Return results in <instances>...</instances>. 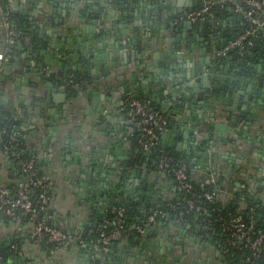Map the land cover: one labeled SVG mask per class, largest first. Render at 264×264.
Returning <instances> with one entry per match:
<instances>
[{"label": "water", "instance_id": "water-1", "mask_svg": "<svg viewBox=\"0 0 264 264\" xmlns=\"http://www.w3.org/2000/svg\"><path fill=\"white\" fill-rule=\"evenodd\" d=\"M174 1L43 0L42 3L36 1L40 9L37 11L35 19L48 20L49 18V21L44 23L45 25L53 26L59 23L62 27L59 31L54 28L44 30V24L39 25L40 29L36 31V37L40 41L36 45L40 44L42 48L39 47L38 52L31 49V54L24 52L25 54H21V56L26 58V61H21L18 64L13 63L12 68L8 63L1 64L0 83L3 84H0V88L8 90L7 84L9 82L6 77H9L15 79L18 90L28 89L27 99H25L23 105L19 104L20 108L33 106L34 103L28 100L33 97L42 103L41 98L44 91L49 90L52 86L55 87L52 89L53 92L60 93L57 96L52 95V102L56 105H62L61 112H55L54 104L50 100H46V105L50 107L47 111L39 108V106H34L32 109V113L39 117V123L36 124L31 121L32 124L30 125L24 123L19 131L23 132V128L31 127L34 129L32 133L36 135L38 129L43 127L45 122L48 123L49 120L55 118V113L58 115L64 114V118H67V112H70V116L63 122V125L67 127L63 135L69 136L71 133H76L77 136L72 139L71 143L75 146L76 152L79 153L80 160L82 161L86 157L85 154H88V159L91 161L86 162L88 168L82 170V172L88 178L93 176L99 181L98 185L93 186L92 193L95 197L93 199V210L97 209V204L102 211L105 207L104 201L107 199L118 201L129 197L135 203L140 202L139 212L142 208L151 210L154 205L156 206L154 208L159 210L161 205L171 201V194L168 195L167 192L174 190L169 179L158 173L155 168L159 156H152V151L145 150L138 145V130L141 125L136 121H132L131 116L134 115V111L124 102L120 103V100L141 95L143 98H151L152 102L155 103L156 101L160 102L161 97L165 95L167 100L164 101L163 106L166 108L169 107V101H173V108L177 107L178 114L175 117V112L170 111L167 113V118L170 114H174L173 118L177 120L175 126L180 125L181 132L178 133L177 127L173 126V119H170L171 122L168 128L162 133V136L167 137L171 146H173V150L168 155H181L182 162L202 163L203 166L209 167L215 174H218L221 162L230 161L231 164H234L236 152L229 151L228 146L234 151L237 148V142L232 140L235 138L221 136V133H226L228 125L213 122V119L227 112L229 118H232L233 121L236 120L237 116H239L237 120L240 122L243 121L244 117H249L246 126H252V123L256 126L261 114L264 115V94H262L264 89H255V86L259 83L264 86L261 79L264 70V55L255 58L252 63V70L247 75L243 74L240 69L236 71V66L243 65L245 62L241 57L242 49L239 52L237 51L239 47L218 49L212 41L214 39L212 36L217 32L216 29H220L218 33L220 35L226 31V25L232 20H228L224 13H220L214 18L205 16L203 20L196 22L179 20L187 12L198 10L200 2L188 0L190 6L186 7H189V10L181 12V10L176 9V6L180 7V0L175 1L177 3H173ZM145 2L146 7H149V11H144L143 21H134L131 28H124V19L127 12L122 13L121 7L126 5L143 6ZM237 3L238 1H233V4L227 7V12L231 15L237 14V10L235 11L234 8ZM201 4L203 6V3ZM50 6L56 8L52 12L62 11L61 17L63 18L52 19L51 12H48ZM66 8L71 9L74 13H67ZM238 14L241 19L242 16L244 18L243 13L239 12ZM262 14L264 15V9ZM115 16H120L119 20L123 24L115 25ZM89 17H91V20H88V24L93 23L94 25L92 26V34L97 36L94 40L96 45L93 46V51H90V53L83 49L85 46L90 47L89 41H85L84 38L74 41L61 31L63 29L71 34L68 25L73 24L75 21L73 18H75L78 22L84 23L81 35L91 37L92 34L91 36L86 35L87 22L85 21ZM163 21L164 24L155 26L153 35L151 27ZM138 23L139 25H137ZM32 24H36V21L33 20ZM96 25H98V32H96ZM116 26L119 27V34L123 38L114 33L117 29ZM227 30L231 31L229 27ZM57 32L61 39H56ZM77 33L76 30L72 31V35ZM43 34L52 36L51 40H48L49 44H45L43 39L41 40ZM22 35H26L27 44H29L28 36L30 34L22 33ZM31 36L33 39L35 38V34H31ZM128 38L131 43L126 41ZM220 43L224 44L223 40H220ZM15 44L19 48L21 41H16ZM44 45L48 47L45 48ZM165 47L167 48L166 52L160 53L161 49ZM107 48H114L115 51H125L123 61L113 63L115 67L119 64L115 68V70L117 69L115 76H120L117 83H114V80L110 77V70L107 66L104 67L106 62L113 58L112 51L105 52L104 49ZM173 50L174 52H172ZM127 51L129 55L135 56L133 66L137 65V68H132ZM32 54L34 59L31 65ZM221 54L224 55L223 58L220 56ZM48 55H52L54 58L51 60ZM60 57L66 64L61 70L59 69ZM156 59H161V62ZM85 63L86 68L92 70L90 72L91 75L93 74V80L82 83L71 82V78L75 77L74 75L78 77L86 74V77L89 78V75H87L88 69L84 67ZM46 65L49 66V71L45 69ZM227 66L233 69L228 70ZM101 68H103V71H101ZM243 69L245 70L246 67H243ZM98 71L101 73H97ZM125 71L127 72L126 75L122 73ZM16 74H22L23 79L15 77ZM20 82L27 84L29 87L22 88L19 85ZM90 94L93 95L92 103L97 112L93 111V118L86 120L88 118H83L81 115L82 110L78 109L81 108V102L79 103L78 100L83 97L89 98ZM257 95L260 98L259 101H256ZM99 101L104 102L105 106L98 105ZM38 108L43 111L42 114ZM106 108L107 111H105ZM13 109L15 110V107L6 108V113L0 116V120L16 122L13 117L18 116L20 113L18 109L15 112ZM28 111L27 108L22 110V115L27 117V120L30 117ZM117 122L122 123V125L110 127V123ZM54 124L52 123L54 126L49 129L56 136L60 127L57 125L60 123L58 124L55 121ZM86 127L90 132L85 134ZM232 129L233 127L230 126L228 131L233 132L236 137L241 134L243 138H247L246 140L243 139L244 148L239 150L237 156H241V160L245 158L247 163L251 162L253 164L256 157L259 158V164L264 162V156H260L262 150H264V138L259 134L255 138V143L252 144L253 138L243 134L247 127L238 130L237 128ZM120 131L123 133H119ZM178 138L182 140L179 141ZM91 141H93L92 144ZM256 143L263 144L259 146L260 148H257ZM56 144L59 146V142ZM109 150H111L113 156H121L125 152L124 150H126L127 155H138L141 158L138 163L141 168L137 169V165L131 166L130 164L129 166L125 165L126 169L123 168V165L119 167L115 163L107 165L108 159L111 160V156L106 155ZM205 154L208 155L207 159L204 156ZM229 156L233 160H228ZM105 158L106 160H104ZM123 159V157L120 158L121 161ZM18 165L21 168L20 162ZM252 168L257 170L255 167ZM229 169V167L226 168L227 174H232L233 170ZM208 173L206 171L197 172L195 178L201 176L207 180L211 178ZM83 176L81 175L82 178ZM22 181L25 182L26 178L23 177ZM174 184L178 185V182L174 181ZM119 185L127 187L119 188ZM139 185L140 190L135 195H129L130 188ZM172 211L173 208L157 222L156 220L149 222L150 226L153 227L152 230L144 234L138 232L140 238L130 245L124 243V249L120 251L105 252L101 249L96 250L91 243L77 244L72 241L70 247L60 249L59 253L65 257L62 264H69L71 258H74L75 255L79 257L78 260L84 261L83 264H138L139 261H142V264H209L210 260L215 263L214 257L218 256L219 252H215V255L212 256L213 251L210 253V250H213L212 246L207 249L209 253L205 252L204 243L200 244L198 248H194V244L198 243L199 240L188 231L187 227L181 224L177 214H171ZM166 219H171L172 223L165 225L164 221ZM12 221L16 223L20 222L21 219L13 218ZM6 224H8L7 226L11 225L6 218L0 215V227H5ZM28 236L29 234H24V237ZM174 240L179 242L178 247H176L178 251L180 250L179 253L182 252V255L177 254L175 250H171V244ZM4 245L9 246L10 243ZM38 248L44 252L47 251L42 246ZM131 248L136 250V257L130 252ZM163 248L167 250L165 254H162V251L160 252V249ZM11 257L15 263L27 264L26 260L18 258L17 253H14Z\"/></svg>", "mask_w": 264, "mask_h": 264}, {"label": "crops", "instance_id": "crops-1", "mask_svg": "<svg viewBox=\"0 0 264 264\" xmlns=\"http://www.w3.org/2000/svg\"><path fill=\"white\" fill-rule=\"evenodd\" d=\"M36 1H40L42 3L43 0H11L10 1V10L11 13H13L14 17H16L18 20H20L22 22V28L20 30V36L18 39H16V41H21V45L18 48V46L15 44V42L11 45L9 51L6 48V44H5V33H4V27L2 24V19L0 16V56H4L3 61L1 62V64L4 63H8V65L12 68V64L13 63H20L25 62L26 58H23L21 56V54H25L24 52H26L27 54H31V49L35 50L36 52L39 51V47L42 48V46H40V44L36 45L37 42L39 43L40 39L38 37H36L37 33L36 31L39 30V25H43L46 21L48 20H44L43 18L41 19H35L37 16V11L40 9V6L38 5V3ZM177 1V0H175ZM173 2V3H177V2ZM197 1L198 3L200 2L199 0H194ZM233 1L235 0H216L217 4L221 5V8L223 9V12L227 17L228 20H232V22H230L228 25H226V30L229 27V29H231V31H238L242 26L243 23L245 21V17L242 19L239 17V11H237V14L235 13V15H231V13L227 12V7H230L233 4ZM236 1H240V0H236ZM45 4V2H44ZM126 5V4H125ZM147 4L145 2V4L143 6H135V5H126V6H122L121 7V12H127V16L124 19V25L123 27H130L134 25V21H143V13L144 11H149V7H146ZM186 6H190V3L188 0H180V7L176 6L177 10H181V12H186L187 10H189V7ZM235 11L237 10L236 7ZM53 9H56L55 6H50V9L48 12L50 13V16L52 19H60L63 18L61 17V13L62 11H53ZM66 12L67 13H74L71 9L66 8ZM229 13V14H228ZM120 17V16H119ZM119 17L115 16V25L120 24V20ZM121 18V17H120ZM33 20L36 21V24H32ZM74 23L69 26V29L71 31V34H68L69 31L63 30L61 29L62 33L64 32V34L68 37H71L74 41H76L77 39H85V41H89L90 43V47L85 46L83 49L84 51L90 53V51H93V46H95V38L97 36L92 34V26L93 23H89L88 24V20H91V17L86 18V35H90L92 34L91 37L85 36L83 37L81 35V33L83 32L82 30V26H83V22H78L75 18H73ZM123 24V23H121ZM164 24L163 22L157 23L154 26H152V34L154 35V28L155 26L158 25H162ZM139 25V23L137 24ZM25 26V28H24ZM98 25H96V32L99 31ZM62 26L59 23L54 24L53 26L50 25H45L43 26L44 30H52L53 28L56 31H59V29ZM117 29L114 31V33L116 35H118L119 37H122V35L119 34L120 29L118 26H116ZM262 27L264 28V24L262 25ZM76 30L78 33L75 35H72V31ZM143 30V29H142ZM217 32L216 34H214L212 37L214 38L213 44L217 45L218 49H221L223 46L220 44V40H223V38L221 37L222 34L218 35V33L220 32V29H216ZM22 33H28L30 34L28 36V40L30 41L29 44L27 41V37L26 35L23 36ZM55 34V32H53ZM31 34H35V38L33 39ZM49 37V38H48ZM52 36L51 35H42L41 40L43 39V41L45 42V44H49L50 42L48 41L49 39L51 40ZM56 39H61L60 35L58 34V32L56 33ZM125 39V38H124ZM126 41L128 43H131V41L128 39H126ZM157 41V40H156ZM219 43H218V42ZM80 44V43H79ZM35 45V46H34ZM81 46V45H80ZM45 48H47L48 46H45ZM227 47V46H226ZM98 49H103V48H98ZM166 47L164 49H161L162 53L163 51L166 52ZM106 53L109 52H113V58L112 60H108L106 62V65L104 67L107 66V68L110 70L109 75L112 78V80H114V83L119 82V77L118 75L115 76V73L117 71V69L115 70L116 67H118V65L115 67L113 65L114 62L116 61H123V54L125 53L124 50H120V51H115L114 48L112 49H104ZM174 52V50L172 51ZM128 53V60H130V64L132 65V68L135 69L137 68V65H134L133 59H136L134 55H129ZM223 58V54L220 55ZM49 59H53L54 57L52 55H48ZM59 57V56H58ZM33 54L31 55V61L30 64H33ZM76 59V58H75ZM89 60V59H88ZM158 62H161V59H156ZM76 61V60H75ZM163 62V61H162ZM86 63H88V61H86ZM86 63L84 64L85 69L86 68ZM90 64V63H89ZM38 65H40L38 63ZM59 69L61 70L65 64V62H63V60L59 59ZM92 65V64H91ZM238 66V65H237ZM235 68L236 71L239 70V68ZM124 67V66H123ZM246 67V66H244ZM228 70H230V66H227ZM46 70L49 71V66L46 65L45 67ZM233 69V68H231ZM91 69L87 70V75H89V80H93V74L91 75ZM101 71H103V68H101ZM97 73H101L100 71H98ZM123 74L126 75V71L122 72ZM264 70L262 71V82H264ZM66 76V75H65ZM82 77L85 78L86 74H82ZM15 77L21 78L23 79V75L22 74H16ZM88 77V76H87ZM125 77V76H122ZM115 78V79H114ZM7 81L9 82L7 84L8 90H6L5 88H0V116L4 115V113H6V108L10 109L11 107H15V110L13 109V111H19V115L16 117H13V119L16 122H11V121H3L0 120V188L1 189H5L8 191H15L21 184H23L24 182L22 181V178L24 177L23 172H22V168L19 167L18 163L19 160L14 157L11 152L8 150L7 148V144L5 143L4 140V135L7 133L9 134H16L18 138L22 139L23 142V146L25 148V150L27 151V153H29L30 157L36 162V165L39 167V170L42 172L43 177L50 182V201L48 203L47 209H46V216L48 218V220L51 222L52 225H54L55 227H58L60 230H62L63 232H65L74 243H91L93 244V238H92V233L94 228L98 225V221L101 220V216H102V211H101V207L98 208L99 206L96 204L97 209L93 210V199L95 198L93 196V186L94 185H98L99 181H97V179L93 176L91 177H87L85 175L84 172H82V170L88 168V166L86 165V162L89 163L91 162L88 158V154H85L86 157L83 158V160L81 161L79 158V153L76 152L75 150V146L72 145L71 141L72 139H74V137H76V133L74 131L75 134H70L69 136H64L63 133L64 131H66V128L63 125V122L65 119H67L70 116V112H67V118H64V114L62 115H58L57 113H55V118L52 120H49V122H45V125L41 128H37L38 129V134L36 133V135L34 133H32L34 131V129H32L31 127H25L23 128V132L19 131L20 128L23 127L24 123H27L28 125L34 123H39V117H37V115L32 113V109L34 106H39V108L41 109H45L47 111V109H50L49 105H46V100H50L52 104H54L52 95H59L60 93L58 92H53V88H55L54 86H52L51 88H49V90H45L43 95H42V103L39 100H35L34 97L28 100H31L33 104L26 107L24 106L23 108L19 107V104H24L25 99H27V94H28V89L26 87L27 84H23L22 82L19 83V85L23 88L26 89H21L18 90L17 89V85L15 83V79L14 78H9L6 77ZM71 79H74L71 78ZM3 84V83H0ZM4 85H6L4 83ZM255 89L259 90V89H264V86L261 85V83L257 84L255 86ZM100 92V91H99ZM103 92V91H102ZM93 93V90H92ZM141 93V92H140ZM262 93V92H261ZM259 93V94H261ZM264 94V93H262ZM141 96V95H139ZM24 97V98H23ZM92 99H93V95L90 94L89 98L83 97L82 99L78 100V102L80 104L81 108V115L83 116V118H88L86 120H90L93 118V111L97 112L96 109L93 107V103H92ZM150 99L151 98H147ZM124 99L120 100V103L123 102ZM167 100V97L164 95V97H161V101L160 102H155L157 109L160 110V112H163L166 115L167 118V113H169L170 111L175 112V117L178 114V109L173 108L174 102L173 101H169V107H164V101ZM260 98H258L257 95V99L256 101H259ZM152 101V100H151ZM17 103V104H16ZM98 105L100 106H105L104 102L99 101ZM18 106V107H17ZM55 112L59 111L61 112L62 110V105H53ZM20 108V109H19ZM25 108H27L30 112V117L28 118V120L26 119L27 117H24V115H22V110H24ZM38 108L39 112L42 114V110L40 111V109ZM108 109L106 108L105 111H107ZM86 113V114H85ZM172 115V116H171ZM86 116V117H85ZM174 114H170V116H168L167 118V128L168 125L170 124L171 120L174 123V127H177V131L178 133L181 132L180 130V125H176L175 126V122L177 121L176 118H173ZM171 117V118H170ZM239 116H237L236 120L233 121L232 118H229L228 113L225 112L224 115H220L218 118L213 119V122H218V123H223V124H227L228 128L230 126L234 128L238 129H243V127H247V130L243 131V134H246L247 137H252V143H255V138L256 136H258L260 134V136H262L264 138V118H262V115L258 121V124L255 126L252 123V126H246L247 121H249V117L243 119L242 122L238 121ZM132 121H135L134 116H131ZM171 119V120H170ZM32 123H31V122ZM57 121L60 126L58 133L56 136L53 135V131H51L52 126H54V122ZM90 122V121H88ZM92 122V121H91ZM90 122V123H91ZM211 122V121H210ZM245 122V123H244ZM52 123L54 125H52ZM110 127L112 126H120L122 125V123L117 122V123H110ZM172 126V127H173ZM235 126V127H234ZM89 127V126H87ZM86 127V128H87ZM228 128L226 129V133H221V136L223 137H229V138H235L232 140H235L240 144H243V135L239 134L237 137L235 135H233V132L231 133L230 131H228ZM258 130H257V129ZM232 129V130H233ZM85 134L89 133L90 130L87 128L86 130H84ZM83 133V132H82ZM119 133H123V132H119ZM216 136V134H215ZM247 139V138H246ZM245 139V140H246ZM177 140L181 141V138H178ZM57 142H59V146L58 144H56ZM93 143V141H91V144ZM160 143L163 145V150L168 154L170 151L173 150V146H171V143L169 142V139L167 137L160 136ZM170 144V145H169ZM257 146H260V143H256ZM264 147V146H263ZM124 149V148H123ZM228 150L233 152L230 147L228 146ZM125 152L121 154V156H113L111 150H109V152H106L107 156L110 157L111 156V160L108 159L107 161V165L108 164H113L115 163L116 165H119V167H121L123 165V168H125V165H128V155L126 153V150H124ZM264 152V150H262ZM264 154V153H263ZM105 155V156H106ZM136 156V165L137 168H141V165L138 164L139 158L137 157L138 155H134ZM264 156V155H262ZM124 158L122 161L120 160V158ZM113 159V160H112ZM232 159L231 156L228 157V160ZM106 160V158L104 159ZM141 160V159H140ZM82 162V164H81ZM229 162V161H228ZM264 164V162H262ZM227 162L223 163L221 162V168L219 169V174L223 171H226L227 166ZM14 168V169H13ZM126 169V168H125ZM129 170V169H128ZM127 171V170H126ZM81 175L83 176V178L81 177ZM210 177L212 175H209ZM197 180L199 181V183L207 185L210 182H213L212 180L213 177L211 178V180H206L204 178H202L200 176V178H197ZM173 182H171V187H173V189H176V186L172 184ZM124 186H120L119 188H123ZM127 187V186H126ZM124 187V188H126ZM174 190H170L169 192H167L168 195L171 194L172 191ZM132 192L131 190H129V195H131ZM97 199V198H96ZM124 199V198H123ZM105 204V201H104ZM173 214V213H171ZM3 217V216H2ZM5 218V217H4ZM8 223H11L10 226H7L8 224L5 225V227H0V251L4 250L8 252V256L6 258L7 262L10 263H14V264H18L15 263L13 258L11 256L14 255V253H17V256L20 260H26L27 264H62L63 259L65 260L64 255L58 253V252H53L52 250H47L39 241H37L34 237H33V228L34 225L31 224L30 222H13L12 219H6ZM100 223V222H99ZM172 221L171 219H166V221H164L165 225H169L171 224ZM7 226V227H6ZM24 234H29L28 237H24ZM33 242V243H32ZM5 243H10L9 246H5ZM178 245L179 242L178 241H172L171 244V250H175L177 252V254L179 253L178 251ZM42 246L44 247L47 251H43L40 250L38 247ZM177 246V247H176ZM120 248V250H123V243L119 244L118 249ZM162 251V252H161ZM134 257H136V250L134 248H131L130 251ZM160 252L162 254H165L167 252L166 248L160 249ZM43 253H45L43 255ZM180 255H182V252L179 253ZM179 256V255H178ZM180 257V256H179ZM70 258V257H68ZM79 257L77 255H75L74 258H71L69 264H83L84 261H80L78 260ZM138 264H142V261H139Z\"/></svg>", "mask_w": 264, "mask_h": 264}, {"label": "trees", "instance_id": "trees-1", "mask_svg": "<svg viewBox=\"0 0 264 264\" xmlns=\"http://www.w3.org/2000/svg\"><path fill=\"white\" fill-rule=\"evenodd\" d=\"M208 1L210 3V9L205 16L214 18L217 17L221 12H223L221 5L217 4L216 0ZM0 2L5 3V0H0ZM201 7L202 4L200 2L199 9ZM244 8L247 7L244 5ZM262 11L263 10L260 11L259 16H263L264 19ZM9 21L14 25V31L20 33L22 22L14 17L12 13L10 14ZM249 29H251L250 23L249 21L245 20L244 25L238 31L226 30L222 32L221 37L223 38L224 44L220 43L223 46L221 49H225L229 43L234 41L238 36L247 32ZM254 30V33H251L249 35L248 40L243 42L244 47L242 49L241 57L245 62L243 63V65L241 64L237 66V68H239L245 75H247L249 71L252 70V63L255 58L257 56L264 55V28L262 27ZM247 41H251L252 44L247 45ZM239 50L240 49H237L238 52ZM244 66H246L245 70L243 69ZM74 76V79H72L73 82H80L78 77L76 75ZM130 98L143 101L148 100L147 98H143L139 95L130 96ZM151 106L155 111L160 112L154 102L151 103ZM162 115L166 118V115L163 112ZM8 135L9 133H6L4 135L6 144L9 142ZM158 146H161L160 142L158 143ZM13 150L18 153L20 159L31 158L29 153H27V151L25 150L22 139L20 138H18L15 145H13ZM164 153L165 155L163 156L168 155L166 152ZM169 157L172 158V161L169 163V168L180 167L183 164L187 167V182L191 185L190 191L186 192L185 189H180L178 185H175L174 175L171 174L168 169L165 172L157 171L165 176V178L169 179L170 182H173L172 184L176 186V189L171 192V201L165 202L163 205H161V209L159 210L154 208L156 207L154 205L151 210L142 208L139 212L138 208L141 207L140 202L135 203L131 197L124 198L118 201H111L110 199H107L105 201V207L102 210L101 221L94 228L92 233L93 242H95L99 238L102 226L105 225V230H107L112 226V222L116 219L115 215L111 212V208L113 206L123 207L125 209V212L121 218V220L123 221V233L125 236L118 241H115L114 244L111 245L106 252L120 251V248L118 249V246L121 243L130 245L133 241L140 238V235H138V231L136 229L137 226H141L143 228V234L148 233V231H151L153 227L150 226L147 218L151 215H155V220L157 222L159 221V219H161V217L169 213L171 208H173L172 213L179 216L181 224L187 227L188 231L192 233L194 237H197L201 241H204L205 247L212 246V248L214 247L217 251H219L220 256L218 255L214 257V261L222 263L221 257H223L224 261H226L227 264H264V239L263 245L261 246V257L257 259L251 256V251L248 249H237L231 246H227L226 244L229 237V232L226 231L225 228L230 224L232 219L237 216L242 218L244 225H246L247 227H252L253 230L260 231L264 235V200L258 194V189H251L247 186L241 192L238 190L227 191L228 186L234 187L235 185L227 180V176H224L225 173H213V176L216 177L215 182H210L207 185L201 184L195 178V173L207 170V172L210 173L211 170L209 169V167L203 166L202 163L193 164L189 161L182 162L181 155H169ZM159 159L161 158L159 157ZM34 167L36 169L37 176L40 178H44L36 163ZM228 167L230 168L229 170L238 169V166L231 163ZM228 192L232 193L234 198L230 197L228 199ZM207 195L212 196V198L207 199ZM187 199L193 200L195 205L199 206V209H188V207L186 206ZM46 212L47 211H42L40 218H46ZM21 221L30 222L28 219H21ZM49 223L51 222L49 221ZM43 240L44 241H40V243L44 247H46L47 250L62 249L61 247H58L57 245L52 243L46 244L45 239ZM0 254L3 256L4 260H6L8 252L1 250ZM247 257L252 258L250 259V261H247Z\"/></svg>", "mask_w": 264, "mask_h": 264}, {"label": "built area", "instance_id": "built-area-1", "mask_svg": "<svg viewBox=\"0 0 264 264\" xmlns=\"http://www.w3.org/2000/svg\"><path fill=\"white\" fill-rule=\"evenodd\" d=\"M10 1L5 0V3L0 2V16L4 27V41L7 49L14 42L16 34L14 25L9 21L11 14ZM199 1L203 3L200 9L187 12L179 20H188L191 22L203 20L209 12L210 3L208 0ZM244 5L248 9L244 8ZM236 9L243 13L245 19L249 21L251 29L229 43L226 49L233 47L243 49V42L248 40L251 33H254V29L262 28L264 24L262 21L263 17L259 16L260 11L264 9V0H242L236 4ZM251 44V41H247V45ZM3 59L4 56H0V67ZM151 103L150 99L146 101L127 99L124 101V104L129 105L134 111V119L141 125L138 144L140 147L152 151L161 158L156 165L157 171L165 172L168 169L174 175V180L178 182L179 188L189 192L191 185L187 182V167L183 164L180 167L169 168V163L172 161V158L169 155L163 156L165 155V151L158 146L160 136L167 128V118L162 115V112L155 111ZM8 140L7 148L21 163L22 172L26 181L13 192L0 188V215L7 219H28L34 225L33 237L39 242L45 239L46 244L52 243L62 249L70 247L72 239L65 232L49 223L47 217L40 218L42 211H46L50 201V182L45 178L37 176L34 167L35 161L32 158L20 159L18 153L13 150V145L18 140L17 135L14 133L9 134ZM206 198L211 199L212 196L207 195ZM186 206L188 209H199V206H196L194 201L190 199L186 200ZM111 212L115 215L116 219L112 222V226L109 229L105 230V225L102 226L99 238L93 242L96 250L101 249L106 252L115 241L125 236L123 233V221L121 220L125 209L123 207L113 206ZM147 221L154 222L155 215L149 216ZM136 229L139 233H143L141 226H137ZM225 230L229 232V237L226 242L227 246L237 249H248L251 251V256L255 259L261 257V246L263 245L264 235L260 231H255L252 227L244 225L242 218L239 216L234 217ZM252 257H247L246 260L250 261ZM0 264L14 263L7 262L0 254Z\"/></svg>", "mask_w": 264, "mask_h": 264}, {"label": "flooded vegetation", "instance_id": "flooded-vegetation-1", "mask_svg": "<svg viewBox=\"0 0 264 264\" xmlns=\"http://www.w3.org/2000/svg\"><path fill=\"white\" fill-rule=\"evenodd\" d=\"M110 1V0H109ZM13 14V13H12ZM71 82H73V80H71ZM127 99H131L130 97H127V98H125L123 101H125V100H127ZM128 107H129V105H128ZM257 137V136H256ZM244 144V143H243ZM243 144H240V143H238L237 144V148L233 151L234 153L236 152V156H235V162H234V164H236L237 166H238V169L236 170V169H233V174H231V176H229L230 174H227L226 175V173L227 172H224L223 173V171L221 172V174H224V176L226 177L227 176V180L229 181V182H232L235 186L234 187H231V186H228V188H227V191L228 190H232V191H242L245 187H250L251 189H258V194L261 196V198L264 200V164L261 162V164H259V158H255V160H253V164L250 162V163H247V161H246V159L245 158H243L242 160H241V156H237V154L239 153V150L241 149V148H244L243 147ZM253 144V143H252ZM261 144H263V143H261ZM160 145H161V143H160ZM162 149H163V147H162V145L160 146ZM259 146H257V148H258ZM247 148V147H246ZM256 148V149H257ZM260 148V147H259ZM252 152V151H251ZM264 152L262 151L261 152V157H262V155H264L263 154ZM153 155L152 156H156L155 155V153H152ZM205 157H206V159H207V157H208V155H204ZM128 157V166H129V164L131 165V166H135L136 165V158H134V156H132V155H128L127 156ZM138 157V156H137ZM240 157V158H239ZM246 157V156H245ZM139 158V157H138ZM250 158V157H249ZM252 158V157H251ZM141 158H139V161H141L140 160ZM233 159V158H232ZM139 161H138V163H139ZM227 166H229V162H227ZM263 165V166H262ZM219 167H220V169H222L221 167V163L219 164ZM252 167H255V168H257V170L255 169V170H253V168ZM228 169V168H227ZM208 171V170H207ZM206 171V172H207ZM210 171V170H209ZM217 173H219V172H217ZM209 175H212L211 176V178L213 177V179H214V181L213 182H215V179H216V177H214L213 176V171H211L210 173H208ZM211 178H208L207 180H211ZM244 181H246V182H244ZM141 184V183H140ZM239 186H238V185ZM130 190H131V192H132V194L131 195H135L139 190H140V185L138 186V187H132V188H130ZM147 192V191H146ZM234 198V196L232 195V193H229L228 192V195H227V198L229 199V198ZM195 238H197V237H195ZM199 241H198V243H195L194 244V248H198L199 246H200V244H205V242L204 241H201L199 238H197ZM208 247L209 246H207V247H204V250H205V252H207V253H209V251L207 250L208 249ZM46 248V247H45ZM47 249V248H46ZM193 249V248H192ZM213 250H210V253H211V251H213L212 252V256H213V254L215 255V252H219V251H217L214 247L212 248ZM49 252H50V250H49ZM53 252H60V250L59 249H57V250H52V253ZM219 256H220V253H219ZM222 258V263L221 262H215V263H212V261L210 260V263L209 264H227V262L226 261H224V259H223V257H221Z\"/></svg>", "mask_w": 264, "mask_h": 264}, {"label": "rangeland", "instance_id": "rangeland-1", "mask_svg": "<svg viewBox=\"0 0 264 264\" xmlns=\"http://www.w3.org/2000/svg\"><path fill=\"white\" fill-rule=\"evenodd\" d=\"M110 2H113V0H110ZM263 17V16H262ZM262 21L264 22V19H262ZM19 38V32L17 33L16 32V34H15V37H14V42L16 41V39H18ZM13 42V43H14ZM12 43V44H13ZM11 44V45H12ZM11 45L9 46V48L7 49L8 51H9V49H10V47H11ZM7 48V47H6ZM78 79L80 80V83H82V82H87L88 80H89V78L88 77H86L85 76V78L84 77H82V76H78ZM124 102V101H123ZM122 102V103H123ZM130 108V107H129ZM131 109V108H130ZM263 113V112H262ZM262 115V114H261ZM262 118H264V115L262 116ZM136 121V120H135ZM137 122V121H136ZM138 134H139V130H138ZM139 145V144H138ZM135 169V168H134ZM137 169H139V168H137ZM132 171H133V169H132ZM132 173V172H131ZM159 173V172H158ZM229 176H231V174L229 175Z\"/></svg>", "mask_w": 264, "mask_h": 264}]
</instances>
